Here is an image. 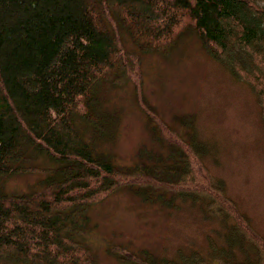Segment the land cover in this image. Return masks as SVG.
Here are the masks:
<instances>
[{
    "label": "trees",
    "instance_id": "trees-1",
    "mask_svg": "<svg viewBox=\"0 0 264 264\" xmlns=\"http://www.w3.org/2000/svg\"><path fill=\"white\" fill-rule=\"evenodd\" d=\"M188 34L248 83L264 121V0H0V259L97 264L88 210L126 188L168 208L187 199L218 223L203 250L179 246L168 257L114 242L106 249L118 260L264 264V236L207 169L192 115L170 125L142 94L140 53L167 54ZM126 83L151 141L128 164L109 152L117 113L103 101ZM28 171L47 174L37 187L7 188Z\"/></svg>",
    "mask_w": 264,
    "mask_h": 264
},
{
    "label": "rangeland",
    "instance_id": "rangeland-1",
    "mask_svg": "<svg viewBox=\"0 0 264 264\" xmlns=\"http://www.w3.org/2000/svg\"><path fill=\"white\" fill-rule=\"evenodd\" d=\"M140 54V85L146 100L170 125L179 127L177 115H192L193 130L205 143L207 169L223 182L251 226L264 236V121L252 88L212 58L193 34L182 37L167 54L155 50ZM132 89V83L108 89L103 100L117 113L109 152L125 164L151 142L146 116L135 103ZM43 174L47 172L12 174L6 186L12 191L37 187ZM178 199L177 207L168 208L144 202L122 188L94 202L88 210L87 241L97 264H131L106 249L114 242L128 250L145 247L168 257L179 246L205 249L206 235L218 221L202 217L187 199ZM0 264L19 263L0 259Z\"/></svg>",
    "mask_w": 264,
    "mask_h": 264
}]
</instances>
